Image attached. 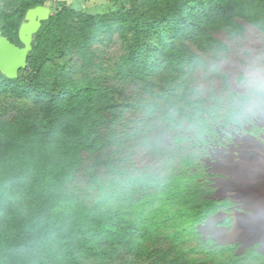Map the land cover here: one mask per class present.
I'll list each match as a JSON object with an SVG mask.
<instances>
[{"label":"trees","instance_id":"1","mask_svg":"<svg viewBox=\"0 0 264 264\" xmlns=\"http://www.w3.org/2000/svg\"><path fill=\"white\" fill-rule=\"evenodd\" d=\"M1 2L18 4L0 7V31L22 45L26 10L46 0ZM50 8L26 65L15 78L0 72V264H206L161 247L179 239L176 221L213 211L196 206V151L209 125L190 81L205 56L218 69L227 55L218 29L238 33L243 20L264 31V0ZM184 116L197 120L195 136ZM188 141L191 150L177 147ZM187 196L190 212L154 207Z\"/></svg>","mask_w":264,"mask_h":264},{"label":"rangeland","instance_id":"2","mask_svg":"<svg viewBox=\"0 0 264 264\" xmlns=\"http://www.w3.org/2000/svg\"><path fill=\"white\" fill-rule=\"evenodd\" d=\"M123 2L124 0H46L45 4L56 8L58 4L65 3L84 12L102 13L117 9ZM17 5L0 3V7L7 13L13 12ZM240 22L246 23L243 20ZM246 24L248 26L243 24L244 28L238 33L223 29L214 33L215 37L230 45L227 50L229 56L227 54L218 62V69L215 68L212 56H205V66L197 67L190 81L195 88L191 96L200 101V115L209 125L205 131L207 141L199 145L201 150L196 151L200 169L199 183H196V206L198 202L208 201L211 202L210 210L213 211L203 222L190 224L189 220L183 219L175 222L179 239H169L161 247L164 249L172 242V248L181 252L182 260L202 258L206 264H264V237H245L243 230L258 227V224L264 228V219L261 221L264 210L255 211L257 204L251 200L263 196L264 170L262 169V173L256 172L254 177L246 175L250 167L243 171L245 182L251 185L245 196L238 195L234 189H222L232 179L230 170L221 167L222 155H232L233 160H238L245 139L260 142L264 147V31ZM26 72L22 70L23 74ZM197 125V120L183 117L182 128L189 136H195ZM191 143L192 141H188L177 147L184 146L191 150ZM195 147L194 145L193 148ZM256 182L258 185L254 188ZM188 198L190 196L165 205L156 201L154 207L156 210L170 212H190L193 202ZM190 226L198 227L196 232L200 235L193 236L188 230L181 232ZM199 236L212 241L202 248L197 241ZM133 264L142 263L134 261Z\"/></svg>","mask_w":264,"mask_h":264},{"label":"water","instance_id":"3","mask_svg":"<svg viewBox=\"0 0 264 264\" xmlns=\"http://www.w3.org/2000/svg\"><path fill=\"white\" fill-rule=\"evenodd\" d=\"M50 13L51 8L46 4L37 5L26 10L24 21L21 22L18 28V38L23 44L21 47L11 43L0 32V72L2 74L9 78H15L18 70L26 65V57L31 49L32 36L38 30L41 21L47 19ZM243 24L248 26L246 23Z\"/></svg>","mask_w":264,"mask_h":264},{"label":"bare ground","instance_id":"4","mask_svg":"<svg viewBox=\"0 0 264 264\" xmlns=\"http://www.w3.org/2000/svg\"><path fill=\"white\" fill-rule=\"evenodd\" d=\"M250 140L245 139V144L241 146L240 158L238 160H233L232 155H222L223 159L221 160V167L230 170L232 175V179L223 185V190L230 188L237 191L240 189V185L243 186L245 183L246 185H249L245 182L246 178L243 177V175H245V172L243 171L249 169V167L250 169L246 171L247 176L249 175L254 177L256 172L262 173L264 170V153H259L264 151V147L260 142ZM251 169H253V171ZM262 194L263 197L257 201L261 200V203L264 204V193ZM256 209L257 210L255 211L260 212L264 210V205H256ZM263 219L264 213L261 216V221ZM243 230L245 237H251L253 235L264 237V228H261L260 224H258V227L252 226Z\"/></svg>","mask_w":264,"mask_h":264},{"label":"flooded vegetation","instance_id":"5","mask_svg":"<svg viewBox=\"0 0 264 264\" xmlns=\"http://www.w3.org/2000/svg\"><path fill=\"white\" fill-rule=\"evenodd\" d=\"M1 32V31H0ZM5 37V36H4ZM21 42V41H20ZM12 43V42H11ZM22 43V42H21ZM13 44H15V43H13ZM15 45H17V44H15ZM23 45V44H22ZM22 45H17V46H19V47H21ZM257 185H258V182H256V183H254V188L255 187H257ZM251 187V185H246V183L245 184H243V186L242 185H240V189L239 190H237L236 192L238 193V195H240V194H243L244 196H245V194H246V192L248 193V191H247V189H248V187ZM248 197V196H247ZM261 197H263L262 195H261ZM261 197H256V198H254V199H251L252 200V202L254 201V204L256 203L257 205H264L263 203H261V200L260 201H257L258 199H261ZM253 204V205H254Z\"/></svg>","mask_w":264,"mask_h":264}]
</instances>
